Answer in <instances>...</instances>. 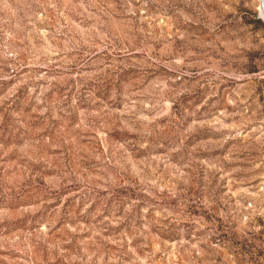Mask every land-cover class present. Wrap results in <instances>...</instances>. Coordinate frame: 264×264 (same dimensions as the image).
<instances>
[{"label": "rangeland", "instance_id": "1", "mask_svg": "<svg viewBox=\"0 0 264 264\" xmlns=\"http://www.w3.org/2000/svg\"><path fill=\"white\" fill-rule=\"evenodd\" d=\"M0 264H264L260 0H0Z\"/></svg>", "mask_w": 264, "mask_h": 264}, {"label": "water", "instance_id": "2", "mask_svg": "<svg viewBox=\"0 0 264 264\" xmlns=\"http://www.w3.org/2000/svg\"><path fill=\"white\" fill-rule=\"evenodd\" d=\"M260 3H261L263 17H264V0H260Z\"/></svg>", "mask_w": 264, "mask_h": 264}]
</instances>
